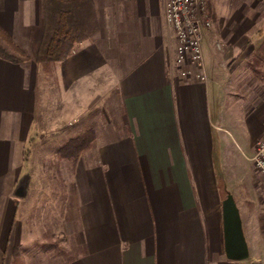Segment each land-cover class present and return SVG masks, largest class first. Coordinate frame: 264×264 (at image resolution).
Segmentation results:
<instances>
[{"label":"crops","instance_id":"1","mask_svg":"<svg viewBox=\"0 0 264 264\" xmlns=\"http://www.w3.org/2000/svg\"><path fill=\"white\" fill-rule=\"evenodd\" d=\"M167 1L93 0L98 32L45 73L36 60L43 0H0V25L30 55L25 62L0 57V264H7L11 238L23 234V203L40 193L39 181L23 180L30 140L100 108L108 124L74 166L72 185L61 184L65 207L55 225L70 253L55 264H264V234L251 220L242 219L249 257L225 252L229 191L223 150L217 157L216 149L235 135L221 99L226 72L218 73L215 35L205 44L210 79L182 78ZM238 1L212 0L210 9L230 66L250 20Z\"/></svg>","mask_w":264,"mask_h":264},{"label":"rangeland","instance_id":"2","mask_svg":"<svg viewBox=\"0 0 264 264\" xmlns=\"http://www.w3.org/2000/svg\"><path fill=\"white\" fill-rule=\"evenodd\" d=\"M211 2L212 0L209 5L210 15ZM244 2L248 8L247 20L250 19L243 37L246 43L238 59L230 61L232 67L227 59L222 57L226 51V43L215 33L214 21L213 26L205 30L203 48L205 53L206 39L212 40L215 35L213 55L219 57L218 73L226 72L222 82L225 91L221 99H225V110L230 114L228 125L235 138L226 137L224 146H220L219 150L217 146L216 149L217 157H220L223 150L227 180L224 186L234 196L243 221L248 223L251 220L260 228L257 232L264 234V179L251 160L252 147L256 141L264 138V0ZM205 61L210 79L206 54ZM227 68H230V72L226 71ZM57 103L59 104V101ZM56 110L59 112L61 109L58 106ZM232 114L240 115L233 118ZM110 115L114 122V115L111 112ZM109 117V113L100 108L57 134H45L37 137L35 141L30 140L25 152L29 167L23 180L32 177L39 181L37 190L40 193L37 201L32 198L34 202L23 203L21 220L25 227L21 237H12L10 240L7 264L13 263V246L16 247L23 264H55L63 261L70 253L66 247L67 234L57 226H60L66 199V187L62 193L61 184L66 181L64 186L69 182L70 186L72 185V170L75 165L71 159L62 158L59 149L66 140L77 136L76 132L81 127V133L92 128L96 134V130L108 124ZM215 137H218L217 133ZM236 141L240 143L241 148ZM218 143L220 144L219 141ZM15 239L20 240V243L15 245Z\"/></svg>","mask_w":264,"mask_h":264},{"label":"trees","instance_id":"3","mask_svg":"<svg viewBox=\"0 0 264 264\" xmlns=\"http://www.w3.org/2000/svg\"><path fill=\"white\" fill-rule=\"evenodd\" d=\"M44 29L37 53V61L46 73L66 59L77 46L92 39L99 30L93 0H43ZM0 57L13 61L30 60L29 54L19 46L0 25ZM95 133L88 128L66 140L59 149L62 158L71 159L76 165L82 153L93 144ZM13 263L23 264L16 247Z\"/></svg>","mask_w":264,"mask_h":264},{"label":"built area","instance_id":"4","mask_svg":"<svg viewBox=\"0 0 264 264\" xmlns=\"http://www.w3.org/2000/svg\"><path fill=\"white\" fill-rule=\"evenodd\" d=\"M210 0H168L166 21L176 43L174 63L178 74L187 80H209L203 39L213 26L209 13ZM264 179V138L257 141L251 156Z\"/></svg>","mask_w":264,"mask_h":264},{"label":"water","instance_id":"5","mask_svg":"<svg viewBox=\"0 0 264 264\" xmlns=\"http://www.w3.org/2000/svg\"><path fill=\"white\" fill-rule=\"evenodd\" d=\"M224 245L228 258L241 260L249 257V245L244 232L238 204L231 193L222 201Z\"/></svg>","mask_w":264,"mask_h":264}]
</instances>
